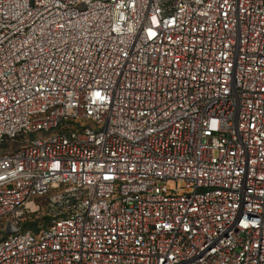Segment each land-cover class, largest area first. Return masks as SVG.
I'll list each match as a JSON object with an SVG mask.
<instances>
[{
    "label": "built area",
    "instance_id": "built-area-1",
    "mask_svg": "<svg viewBox=\"0 0 264 264\" xmlns=\"http://www.w3.org/2000/svg\"><path fill=\"white\" fill-rule=\"evenodd\" d=\"M0 264H264V0H0Z\"/></svg>",
    "mask_w": 264,
    "mask_h": 264
},
{
    "label": "trees",
    "instance_id": "trees-1",
    "mask_svg": "<svg viewBox=\"0 0 264 264\" xmlns=\"http://www.w3.org/2000/svg\"><path fill=\"white\" fill-rule=\"evenodd\" d=\"M48 203V202H47ZM53 217V208L50 204L47 206L46 215L43 218L34 216L32 220H28L25 224L28 228L32 229L35 232H38L42 227H44L50 219Z\"/></svg>",
    "mask_w": 264,
    "mask_h": 264
},
{
    "label": "rangeland",
    "instance_id": "rangeland-1",
    "mask_svg": "<svg viewBox=\"0 0 264 264\" xmlns=\"http://www.w3.org/2000/svg\"><path fill=\"white\" fill-rule=\"evenodd\" d=\"M48 202V199H44V200H41L39 202V205H40V210L37 212V214H35L36 216H38L39 218H43L44 215H46V212H47V206L49 204Z\"/></svg>",
    "mask_w": 264,
    "mask_h": 264
}]
</instances>
